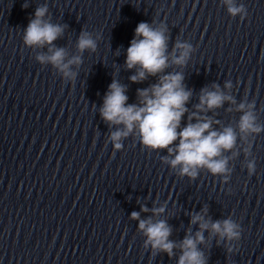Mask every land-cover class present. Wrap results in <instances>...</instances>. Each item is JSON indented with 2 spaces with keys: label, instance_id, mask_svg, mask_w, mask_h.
Returning <instances> with one entry per match:
<instances>
[{
  "label": "water",
  "instance_id": "obj_1",
  "mask_svg": "<svg viewBox=\"0 0 264 264\" xmlns=\"http://www.w3.org/2000/svg\"><path fill=\"white\" fill-rule=\"evenodd\" d=\"M237 3L247 9L244 20L230 16L223 0H0V264H177L179 248L169 257L144 246L133 212L142 220H166L177 244L199 230L191 224L197 213L212 222L231 218L241 238L228 253L225 241L205 231L198 247L208 264H264V132L224 153L231 169L225 183L206 169L195 179L179 175V167L163 162L167 150L144 148L138 134L115 150L109 136L116 126L100 116L113 79L126 86L128 104L138 102L137 89L158 82V76L131 82L137 69L125 65L138 23L155 20L154 27L168 28L169 54L177 41L194 49L185 66L170 56L163 73L182 72L192 92L181 127L201 90L213 91V84L236 101L199 113L213 119V130L236 129L242 101L255 102L264 124V0ZM44 5L45 19L67 25L53 42L67 58L80 55L81 30L101 37L95 53L86 50L83 62L72 65L74 81L36 61L47 46L23 43L35 9ZM253 158L256 172L249 176ZM160 207L164 212L154 215Z\"/></svg>",
  "mask_w": 264,
  "mask_h": 264
},
{
  "label": "clouds",
  "instance_id": "obj_2",
  "mask_svg": "<svg viewBox=\"0 0 264 264\" xmlns=\"http://www.w3.org/2000/svg\"><path fill=\"white\" fill-rule=\"evenodd\" d=\"M227 12L235 18L239 16L244 20L248 15L243 3L237 0H223ZM23 7H28L25 3ZM47 5L35 9L34 18H31L23 34V43L28 48L48 47L47 53L38 54L35 59L40 65H51L62 78L74 81L77 75L72 70V65H80L82 54L87 50L95 53L98 47L99 34L81 30L77 39L76 48L80 55L70 59L68 52L63 47H56L54 41L62 37L67 25L52 23L45 19L48 14ZM155 20L153 21V24ZM148 22H140L135 28V35L126 50V68H136V73L129 77L133 83L145 81L148 76H158V82L148 88L137 89L138 102L128 104L126 86L113 79L104 96L100 108L101 118L111 127L109 140L117 151L123 148L122 141L130 135L138 134L139 141L144 148L150 150H167L168 156L163 157V162L171 168L179 167V175L195 179L201 169H206L213 176H221L225 183L230 178L229 158L225 152H232L238 140H246L249 136L264 132V124L260 123L255 110V102L242 101L236 110L242 113L239 117L237 128L225 127L222 131L212 129L213 119L201 116L199 113L220 108L225 101L235 104V99L226 95L213 84V91L204 88L201 90L199 104L196 111L188 116V122L181 127L182 118L188 112L186 107L192 92L184 85L182 72L163 74L168 68L169 59L177 66H185L193 46L187 42L177 41L173 53H168V28L165 24L154 27ZM179 52L176 55V52ZM231 81L225 87L231 88ZM231 111V109H229ZM196 122L193 123L192 121ZM174 145V142H177ZM246 157L250 155V148L242 149ZM240 150L233 152L238 156ZM249 176L256 172L255 159H249L246 164ZM164 207L154 208L153 214L160 215ZM147 211V208L141 209ZM206 214V209L202 210ZM131 218L139 221V230L146 236L144 246L151 248L152 252L166 253L169 257L174 255V249L179 248L180 256L177 264H208V258L198 246L205 243L204 232L211 230L220 241L226 242L228 253L233 252L235 245L241 238L240 224L231 218L212 222L206 220L204 215L197 213L192 216L191 224H198L199 230L194 235L186 234L183 240L177 242L169 239L172 229L166 220L153 222L151 218L140 219L139 212H133Z\"/></svg>",
  "mask_w": 264,
  "mask_h": 264
}]
</instances>
